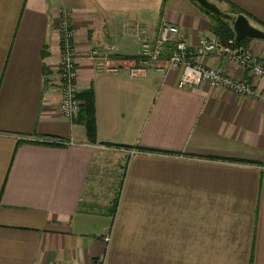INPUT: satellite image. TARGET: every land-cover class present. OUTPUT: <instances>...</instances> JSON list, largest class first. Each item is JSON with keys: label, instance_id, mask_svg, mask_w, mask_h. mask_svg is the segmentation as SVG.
<instances>
[{"label": "crops", "instance_id": "1", "mask_svg": "<svg viewBox=\"0 0 264 264\" xmlns=\"http://www.w3.org/2000/svg\"><path fill=\"white\" fill-rule=\"evenodd\" d=\"M193 1L0 0V264H264V80L210 56L259 95L127 71L136 24L150 39L170 22L191 48L214 38ZM209 2L264 31V0ZM59 9L93 142L57 106ZM246 43L264 57V41Z\"/></svg>", "mask_w": 264, "mask_h": 264}, {"label": "built area", "instance_id": "2", "mask_svg": "<svg viewBox=\"0 0 264 264\" xmlns=\"http://www.w3.org/2000/svg\"><path fill=\"white\" fill-rule=\"evenodd\" d=\"M58 15L56 32L59 57L54 86L58 92L59 112L70 120L76 117L82 101L77 96L79 91L76 83L77 67L73 31L69 24V11L59 9ZM178 32L177 26L163 21L156 35L149 39L145 28L136 24L135 36L141 42V49L138 60L127 66L129 76L138 78L147 75L151 68L159 72H163L164 69H179L177 87L199 86L206 82L212 88L221 87L239 96L259 95L258 89L250 81L239 80L227 75L218 66L211 67L201 64L203 57L222 58L227 63H232L243 70L251 78L264 80V57L254 54L247 43L236 44L233 36L226 41L215 36L213 39L202 37L199 44L191 48L184 40L177 38ZM99 53L102 58H107L105 52H99L95 48L90 49L89 56L99 55ZM164 53L168 56L163 57ZM163 58H165L164 61ZM107 70L116 71V69L108 68ZM89 264H101V262L93 261Z\"/></svg>", "mask_w": 264, "mask_h": 264}, {"label": "trees", "instance_id": "3", "mask_svg": "<svg viewBox=\"0 0 264 264\" xmlns=\"http://www.w3.org/2000/svg\"><path fill=\"white\" fill-rule=\"evenodd\" d=\"M229 6L230 7L228 8V11L226 13L233 14L235 16L239 15L240 13L242 14L244 13V11H242L241 9H237V7H235L234 4L232 3H230ZM199 8H200L199 10H201L203 13H206L209 16L210 19L209 22L210 25H212L213 36L223 41H226L228 38H231L233 36L234 31L232 29V24L228 19H223L222 17L214 14L212 15L208 11L202 9L201 6ZM247 41H250L249 38H243L242 40H240V43H246ZM77 96L83 101V103L77 115L76 121L83 125L87 139L93 142L94 120H93V103H92L91 92L89 90H85L79 92ZM234 160L242 162L239 159H234ZM116 204L117 203L114 202V205H112V209L115 208Z\"/></svg>", "mask_w": 264, "mask_h": 264}, {"label": "water", "instance_id": "4", "mask_svg": "<svg viewBox=\"0 0 264 264\" xmlns=\"http://www.w3.org/2000/svg\"><path fill=\"white\" fill-rule=\"evenodd\" d=\"M196 4L202 9L208 11L210 14H214L222 17L223 19H228L232 24V29L234 31L233 37L235 38L236 44L240 43L243 38H249V40L260 39L264 41V31L248 23V19L245 15L239 14L237 16L221 12L219 7L209 2V0H194Z\"/></svg>", "mask_w": 264, "mask_h": 264}, {"label": "rangeland", "instance_id": "5", "mask_svg": "<svg viewBox=\"0 0 264 264\" xmlns=\"http://www.w3.org/2000/svg\"><path fill=\"white\" fill-rule=\"evenodd\" d=\"M221 8V7H220Z\"/></svg>", "mask_w": 264, "mask_h": 264}]
</instances>
